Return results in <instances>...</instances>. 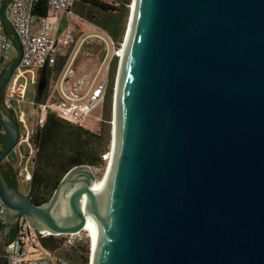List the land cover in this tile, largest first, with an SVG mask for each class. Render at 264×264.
I'll list each match as a JSON object with an SVG mask.
<instances>
[{
    "label": "water",
    "instance_id": "1",
    "mask_svg": "<svg viewBox=\"0 0 264 264\" xmlns=\"http://www.w3.org/2000/svg\"><path fill=\"white\" fill-rule=\"evenodd\" d=\"M11 1L0 168L20 136L2 98L23 49ZM110 129L105 176L75 166L45 203L0 172L9 228L86 230L89 264H264V0H131Z\"/></svg>",
    "mask_w": 264,
    "mask_h": 264
},
{
    "label": "built area",
    "instance_id": "2",
    "mask_svg": "<svg viewBox=\"0 0 264 264\" xmlns=\"http://www.w3.org/2000/svg\"><path fill=\"white\" fill-rule=\"evenodd\" d=\"M4 1L0 0V67L8 60L9 52L14 46L5 34L1 23ZM41 1L12 0L7 7L6 15L19 33L23 48L21 61L14 76H19L22 70H41L45 66L47 68L55 66L59 57L62 56L64 48L73 42L74 25L69 19L67 24L63 26L61 20L64 15L71 13L73 6L79 0H46V15L37 16L36 13H39V9H41ZM101 1L117 6L125 0ZM130 2L131 0L127 3L128 9ZM118 53L116 52V57L119 56ZM73 72L72 67L64 72L61 81L62 90L59 91L57 97L53 95L49 101L45 99L39 102L35 99L31 102V120L22 110H16L17 114L14 117L17 118L20 126V136L12 152L21 164H25L23 167L24 177L28 180L32 179L34 158L40 149V141L37 135L44 127L48 114L55 113L64 121L84 127L85 116L90 113L93 107L105 99L108 79L91 83L84 89V93H81L77 87L78 84L72 80ZM38 80V76L32 77V84L37 86ZM5 90L2 96L3 104L6 109H12L14 107L13 101L9 95L4 94ZM102 158L104 161H108L109 152L104 153ZM91 168L95 169L92 166ZM18 176H22L21 171H19ZM6 216L7 207L0 198V223L5 221ZM62 235L65 234H48L38 237L33 227L28 222L23 221L18 226L13 240L6 243L4 247L3 264H72L61 255L57 250L58 248L53 249L49 243L44 244V240Z\"/></svg>",
    "mask_w": 264,
    "mask_h": 264
},
{
    "label": "trees",
    "instance_id": "3",
    "mask_svg": "<svg viewBox=\"0 0 264 264\" xmlns=\"http://www.w3.org/2000/svg\"><path fill=\"white\" fill-rule=\"evenodd\" d=\"M127 3H129V0H125L120 5L114 6L101 0H79L74 6H78L75 10L78 14L98 25L101 31L105 32L107 36L120 45L125 32V16L129 14ZM90 8L100 10L103 14L102 18L98 19L97 16L90 12ZM46 13V0H42L41 9H39V13H36V15L44 16ZM117 60L118 58L113 56L109 63L111 64V68L108 77L107 96L105 95L107 99L105 101L109 104V110L111 109ZM65 61V58H62L59 61L60 63H58L59 66L56 67V63L55 66L47 68L48 81L50 75L56 72L54 70H57V72L63 70ZM44 92L41 98L36 95L37 101L41 102L45 100L46 94ZM105 101L103 104L104 111L107 110H105V105H107ZM106 121L109 123L110 119L104 118L101 131L96 133L85 127L64 121L55 113L48 114L44 127L37 135L40 141V149L34 158L30 183V196L35 204L39 205L49 201L57 185L71 168L82 164L98 167L104 163L102 155L108 151L107 145L110 138V130ZM0 131L3 132L1 126ZM2 171L9 186L18 185V172L11 164H8ZM1 228L2 223H0V230ZM61 239L51 237L44 240V244L47 245L49 243L51 245L52 242V248L56 249L61 246ZM60 253L72 264H89L90 262L91 249L88 242L78 243L71 250Z\"/></svg>",
    "mask_w": 264,
    "mask_h": 264
},
{
    "label": "rangeland",
    "instance_id": "4",
    "mask_svg": "<svg viewBox=\"0 0 264 264\" xmlns=\"http://www.w3.org/2000/svg\"><path fill=\"white\" fill-rule=\"evenodd\" d=\"M78 6H73L71 13L68 15H64L61 20V24L65 26L67 21L70 19V22L72 25H74L75 31H74V37L73 42L67 45L64 48V51L62 52V57L58 59L59 61L62 60V58H65L64 68L61 70V72H57V70H54L56 72H53L52 77L49 81L50 87L48 89H45V99L48 101L53 98V95L59 93L60 90H62L61 87V81L62 76L64 72L68 70L69 67H72L74 69L72 80L78 84L79 91L81 93H84V89H86L91 83H97L102 80H107L109 77V71H110V61L113 56H116V52H119L120 48L122 47L124 36L122 39V42L117 44L112 39H110L105 32L101 31L100 27L84 16H81L78 14L75 10ZM90 12L97 16L98 19L102 18L103 14L100 10L96 8H90ZM127 22H128V16H125L124 25L125 28H127ZM124 28V31L126 29ZM125 35V32H124ZM106 39V40H105ZM18 56L17 49L15 46L12 47V49L9 52L8 59L11 61L14 58ZM117 67H116V73L114 77V83L113 88L115 86V81L117 77L118 67H119V61L120 57L117 56ZM56 67L59 66V64ZM65 84V83H64ZM67 86V84H66ZM82 90V91H81ZM114 91V89H113ZM30 95L32 96V99H36L37 95V88L34 87ZM57 97V95H55ZM107 96V95H106ZM113 98V93H112ZM106 99V97H105ZM105 99L98 105L92 108L90 113L85 116L83 120V125L86 129L91 130L92 132L99 133L101 131L102 122L104 118L111 119V109L109 110V104H107V101ZM107 100V99H106ZM104 101L107 105H105L104 111ZM29 104H24L21 109H24L26 111L27 115H30L32 105L30 104V101H28ZM112 105V102H111ZM105 113V117H104ZM104 123V122H103ZM107 123V121H106ZM108 129L110 130V138L107 145L108 151L105 153L110 152V146H111V129H110V122L107 123ZM8 159L11 160L12 164L17 163L16 155L11 152L8 155ZM108 161H104L103 164H101L98 167H95V175L97 179H100L107 167ZM31 183V181H30ZM61 246L57 249L59 252L62 251H69L73 247H76V244L78 243H89L90 244V238L88 237L87 233L85 231H81L76 234H65L61 237ZM52 245V242H51Z\"/></svg>",
    "mask_w": 264,
    "mask_h": 264
},
{
    "label": "crops",
    "instance_id": "5",
    "mask_svg": "<svg viewBox=\"0 0 264 264\" xmlns=\"http://www.w3.org/2000/svg\"><path fill=\"white\" fill-rule=\"evenodd\" d=\"M16 58H14L13 60H15ZM13 60L10 61L8 59L5 63L2 64V66L0 67V75L2 74L3 70L6 69ZM40 73H41V70L39 69H35L31 71L22 70V72H20V75L14 76L13 80L10 82V84H8L4 94L6 96L9 95L13 101L14 107L12 109H7L8 111L12 112L13 116H16L17 114L16 110H22L26 115V111L24 109H21V107L24 104H29L28 101H30V104H31V102L34 100L31 98L32 96L30 95V92L34 87L37 88V86L32 84V77H36V76L40 77ZM27 116H28V119L31 120L30 115H27ZM15 119L17 120V118ZM6 164L7 165L11 164L18 173L19 171L22 172V176L21 177L18 176V185L16 187L19 188V191L21 193L30 195V181L31 180H28L24 177L25 173H24L23 167H25V164L23 163L21 164L18 159H17L16 164H12L11 160L8 159V161L7 160L5 161V165ZM0 172H1V168H0ZM7 221H8V214L6 216L5 221L2 223V228L0 230V264H3L2 254H3L6 243L13 240V238L16 235L18 226L21 223H23V220H21L19 221L17 226L9 228L10 225L8 224ZM2 234H3V240L5 242L3 246H2Z\"/></svg>",
    "mask_w": 264,
    "mask_h": 264
},
{
    "label": "flooded vegetation",
    "instance_id": "6",
    "mask_svg": "<svg viewBox=\"0 0 264 264\" xmlns=\"http://www.w3.org/2000/svg\"><path fill=\"white\" fill-rule=\"evenodd\" d=\"M51 77H52V75H50V77H49V81H50V79H51ZM49 81H48V85H47V87H46V90L48 89V87H50V83H49ZM50 84V85H49ZM10 112V111H9ZM11 114H12V112H10ZM13 115V114H12ZM4 133L2 132V131H0V150H2L6 145V143H5V136L3 135ZM6 161V160H5ZM5 161L1 164V172H2V170L3 169H5L6 168V166H8L7 164L5 165ZM2 176L4 177V175H3V173H2Z\"/></svg>",
    "mask_w": 264,
    "mask_h": 264
},
{
    "label": "bare ground",
    "instance_id": "7",
    "mask_svg": "<svg viewBox=\"0 0 264 264\" xmlns=\"http://www.w3.org/2000/svg\"><path fill=\"white\" fill-rule=\"evenodd\" d=\"M121 50H122V47L120 48V50H119V56L121 55ZM109 160V159H108ZM109 163V162H108ZM108 163H107V167H106V170H105V172H104V174H103V176L100 178V179H102L104 176H105V174H106V171H107V168H108ZM100 179H97L96 178V180H100ZM82 231H85L86 233H87V235H88V237L90 238V235H89V232L88 231H86V230H82Z\"/></svg>",
    "mask_w": 264,
    "mask_h": 264
}]
</instances>
